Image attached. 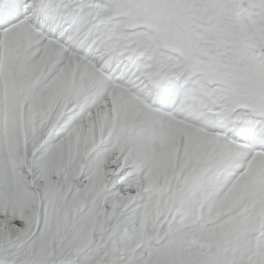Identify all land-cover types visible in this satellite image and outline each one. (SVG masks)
Segmentation results:
<instances>
[{"label": "snow or ice", "instance_id": "1", "mask_svg": "<svg viewBox=\"0 0 264 264\" xmlns=\"http://www.w3.org/2000/svg\"><path fill=\"white\" fill-rule=\"evenodd\" d=\"M0 264H264V0H0Z\"/></svg>", "mask_w": 264, "mask_h": 264}]
</instances>
